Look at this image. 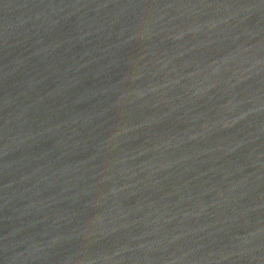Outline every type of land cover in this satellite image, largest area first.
I'll return each instance as SVG.
<instances>
[{"label": "water", "instance_id": "1", "mask_svg": "<svg viewBox=\"0 0 264 264\" xmlns=\"http://www.w3.org/2000/svg\"><path fill=\"white\" fill-rule=\"evenodd\" d=\"M0 264H264V0H0Z\"/></svg>", "mask_w": 264, "mask_h": 264}]
</instances>
